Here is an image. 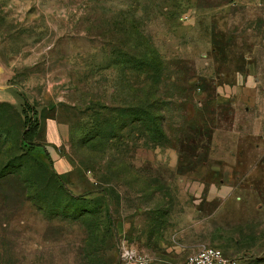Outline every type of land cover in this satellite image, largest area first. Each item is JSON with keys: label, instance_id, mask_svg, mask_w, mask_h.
Listing matches in <instances>:
<instances>
[{"label": "rangeland", "instance_id": "obj_1", "mask_svg": "<svg viewBox=\"0 0 264 264\" xmlns=\"http://www.w3.org/2000/svg\"><path fill=\"white\" fill-rule=\"evenodd\" d=\"M122 242L264 264V0H0V264Z\"/></svg>", "mask_w": 264, "mask_h": 264}, {"label": "built area", "instance_id": "obj_2", "mask_svg": "<svg viewBox=\"0 0 264 264\" xmlns=\"http://www.w3.org/2000/svg\"><path fill=\"white\" fill-rule=\"evenodd\" d=\"M117 264H165L150 261L125 242L120 243ZM168 264H237V259L225 254L217 247L204 246L191 252L181 260Z\"/></svg>", "mask_w": 264, "mask_h": 264}, {"label": "trees", "instance_id": "obj_3", "mask_svg": "<svg viewBox=\"0 0 264 264\" xmlns=\"http://www.w3.org/2000/svg\"><path fill=\"white\" fill-rule=\"evenodd\" d=\"M34 128L31 127V128H26L23 133H22V136H21V140L31 146H37V144H34L32 142V137L34 136Z\"/></svg>", "mask_w": 264, "mask_h": 264}]
</instances>
